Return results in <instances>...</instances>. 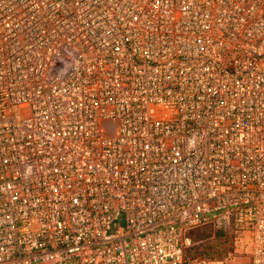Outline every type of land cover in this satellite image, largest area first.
<instances>
[{"label": "built area", "instance_id": "obj_1", "mask_svg": "<svg viewBox=\"0 0 264 264\" xmlns=\"http://www.w3.org/2000/svg\"><path fill=\"white\" fill-rule=\"evenodd\" d=\"M217 221L264 264V0H0V264H190Z\"/></svg>", "mask_w": 264, "mask_h": 264}, {"label": "rangeland", "instance_id": "obj_2", "mask_svg": "<svg viewBox=\"0 0 264 264\" xmlns=\"http://www.w3.org/2000/svg\"><path fill=\"white\" fill-rule=\"evenodd\" d=\"M218 228H222L223 231L229 228L222 221H217L210 225H205L200 228H196L189 232V237L191 239V245L188 248H194L202 244L212 242L215 239V232ZM232 233V232H231ZM231 239L232 243V254L223 260H214L211 262H202L199 260L191 261L190 264H250V249H249V239L244 234L232 233ZM228 240V241H229ZM187 248V249H188Z\"/></svg>", "mask_w": 264, "mask_h": 264}, {"label": "trees", "instance_id": "obj_3", "mask_svg": "<svg viewBox=\"0 0 264 264\" xmlns=\"http://www.w3.org/2000/svg\"><path fill=\"white\" fill-rule=\"evenodd\" d=\"M231 232H234L231 227L225 231L222 228H218L215 232V239L212 242L186 249L184 252L185 261L191 262L193 260H199L202 262H211L226 259L232 254V243L231 239L229 240L233 236Z\"/></svg>", "mask_w": 264, "mask_h": 264}]
</instances>
